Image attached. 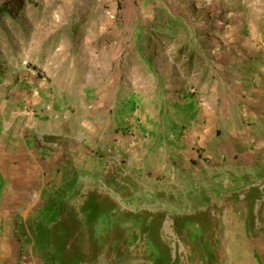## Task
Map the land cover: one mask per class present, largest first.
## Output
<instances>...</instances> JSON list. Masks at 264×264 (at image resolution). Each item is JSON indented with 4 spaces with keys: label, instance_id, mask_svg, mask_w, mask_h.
<instances>
[{
    "label": "rangeland",
    "instance_id": "obj_1",
    "mask_svg": "<svg viewBox=\"0 0 264 264\" xmlns=\"http://www.w3.org/2000/svg\"><path fill=\"white\" fill-rule=\"evenodd\" d=\"M34 2L0 30V148L26 136L39 162L55 153L62 167L32 174L33 254L46 264H264V147L220 157L214 144L199 166L146 171L125 137L139 118L118 113L181 101L184 81L214 68V42H264V0ZM146 66L171 87L156 97L138 87ZM103 109L117 125L91 135ZM146 109L166 125V109Z\"/></svg>",
    "mask_w": 264,
    "mask_h": 264
},
{
    "label": "crops",
    "instance_id": "obj_2",
    "mask_svg": "<svg viewBox=\"0 0 264 264\" xmlns=\"http://www.w3.org/2000/svg\"><path fill=\"white\" fill-rule=\"evenodd\" d=\"M214 47V68L194 83L184 81L183 85L190 89L182 94L181 101L142 103L138 109L124 105L123 110L118 109L119 114L139 118L125 137L136 139L140 146L135 154L141 160L140 168L152 171L182 160L199 166L203 158L214 153V144H219L220 157L229 152L237 157L240 152L242 156H253L264 147V42H214ZM158 73L156 67L145 70L146 81L138 87L150 89L155 97L161 89H169V81H159ZM146 108L157 113L166 109L167 114H161L167 118L166 125L161 124L159 114L142 113ZM118 113L111 116L112 112L103 109L94 124L87 123V132L108 133L116 127ZM175 114H182L186 128L179 129L182 122ZM28 139L13 137L6 151L0 148V264H46L33 254L28 240L37 233L26 227L24 208L30 204L32 174H46V169L57 174L62 167L54 161L60 156L55 153L53 162L51 158L49 163L46 158L39 162ZM185 141L192 144L189 150L182 146Z\"/></svg>",
    "mask_w": 264,
    "mask_h": 264
},
{
    "label": "trees",
    "instance_id": "obj_3",
    "mask_svg": "<svg viewBox=\"0 0 264 264\" xmlns=\"http://www.w3.org/2000/svg\"><path fill=\"white\" fill-rule=\"evenodd\" d=\"M34 3H35L34 0H1L0 1V30H1V27L5 24H13L15 22V19L26 11L27 6L32 5ZM169 35L173 36V33ZM70 178H76V176H72ZM70 194H71V190L67 191V195H70Z\"/></svg>",
    "mask_w": 264,
    "mask_h": 264
}]
</instances>
